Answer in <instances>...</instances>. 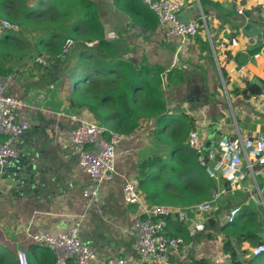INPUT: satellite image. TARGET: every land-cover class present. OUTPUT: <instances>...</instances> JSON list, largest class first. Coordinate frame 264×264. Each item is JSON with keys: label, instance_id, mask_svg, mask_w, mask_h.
Returning a JSON list of instances; mask_svg holds the SVG:
<instances>
[{"label": "crops", "instance_id": "0c3cea01", "mask_svg": "<svg viewBox=\"0 0 264 264\" xmlns=\"http://www.w3.org/2000/svg\"><path fill=\"white\" fill-rule=\"evenodd\" d=\"M91 1L96 5L102 34L108 44L104 45L106 50L102 52L94 37L85 38L87 34L81 35L84 38L76 37L74 41L80 40L78 43L82 47H94L97 50L95 54L83 50L81 54L83 57L86 55L83 60L85 63L92 61L93 64L100 53H106L104 64L123 61L152 67L163 84L167 113L185 114L186 117L180 120L183 127L191 124L204 145L210 142L212 146L219 137H233L237 132L242 136L264 135L263 44L257 42L255 35H249L256 28L264 31V22L260 17L264 0H199L210 27V39L204 31L199 33L208 39L206 50H200L195 37L182 41L180 37L170 34L166 27L158 24L155 13L141 0ZM47 3L50 0H1L0 5L7 9H3V16L0 15V34L4 29L13 33L12 30L18 28L23 33L45 31L47 27L39 22L40 19L36 18L38 28L31 27L28 21L45 10ZM25 4L29 10L21 13L20 8ZM239 6L242 7V14L237 13ZM179 13L186 19L198 18L197 0H184ZM16 16H19V21L15 19ZM3 20L15 28L4 27L1 23ZM40 25L44 26L39 29ZM77 28L84 32L88 27L78 23ZM13 35L15 39L1 43L21 40L15 33ZM74 43L67 51L70 54L76 47ZM38 53L36 51L31 56L34 62ZM64 55L62 49L59 54L52 51L50 55H40L47 59V65L41 66L32 63L24 66L22 62L26 56L19 51L4 55V68H10L7 75L16 73L8 79L9 93L22 98L28 105L18 113L16 121L39 128L36 133H32V138H38L46 126L49 148L61 153V159L68 168L65 171L68 179L59 194L33 198L9 192L11 171L0 170V245L11 254L16 264V254L20 250L27 253L30 264H52L51 251L33 242L31 233L39 229L62 233L79 223L81 239L100 257H123L128 264H154L139 259L129 235L130 225L137 215V206L127 204L122 197L125 178H132L137 183L138 163L142 154L147 151L151 153L161 144L149 132L153 120L144 121L140 118L141 126L133 132L119 131L125 138L115 148V174L98 185L95 199L84 198L82 190L90 177L78 167L69 134L79 119L94 116L85 106L71 105L70 98L74 96L77 102L78 93L82 92L81 85L76 86L84 76L81 75L84 74L81 67L90 71L91 68L81 62L77 68L78 81L72 87H66L64 81L67 79L61 80L60 76L66 59ZM221 68L226 72V80ZM111 105L109 102L105 104L106 107ZM212 124L216 125L213 136L208 131ZM19 142L23 143L17 137L14 146ZM185 143L188 146L187 139ZM21 147L26 155V147L23 144ZM185 153L179 152L175 156L193 163L194 182H189L181 193L174 190L177 192L175 207H189L202 202V182L197 184L195 153L189 146ZM213 180L215 186L210 189V193L218 194L220 211L217 214H196L194 218L206 223L208 217H216L219 225L215 230L207 229L195 237H189L186 223L169 218L166 221L167 230L173 235L183 236L186 242L184 246L170 252V263L194 264L196 261V264H231L229 254L223 249L225 234L221 232L220 226L227 222L229 209L239 206L240 211L243 210L238 220L241 226L237 228L241 237L235 234L228 236L231 244L235 240V246L232 245L236 259L242 264H264V252L257 256L251 252L256 245L264 244V205L260 202L253 181L248 179L240 185L242 189L231 192L223 179ZM256 182L264 190V178H257ZM168 190L169 187L152 201H160L165 192L169 193ZM141 192L148 204L169 202H150ZM240 211L234 220L241 214ZM33 244L38 246L33 247Z\"/></svg>", "mask_w": 264, "mask_h": 264}, {"label": "built area", "instance_id": "2783aa9c", "mask_svg": "<svg viewBox=\"0 0 264 264\" xmlns=\"http://www.w3.org/2000/svg\"><path fill=\"white\" fill-rule=\"evenodd\" d=\"M156 15L160 26L166 27L170 34L180 37L182 41L194 37L200 27L210 39L208 16L203 11L200 1L198 18L182 21L178 14L184 0H141ZM239 2L240 0H234ZM242 14V7L237 8ZM260 17L264 22V5ZM6 28L15 26L8 21H1ZM72 38H66L62 52L66 53L73 45ZM235 43V40H232ZM35 62L47 65V59L37 56ZM16 73L7 76L0 75V166L9 158L17 155L14 140L28 129L26 122L16 121L18 113L26 108L27 103L20 97L9 93L8 79ZM106 132L108 135L106 136ZM125 135L110 131L94 118H81L69 134V142L77 155V164L81 171L87 173L90 181L82 190V195L88 200L95 199L98 185L112 178L115 174L116 146ZM187 143L194 151L197 162L204 167L206 173L213 179H223L228 184V191L242 189L244 181H253L260 202L264 205V190L257 182V177L264 178V135L242 136L239 132L233 137L221 136L208 149L197 130L190 131ZM123 200L137 206V215L133 219L129 235L141 262L151 261L154 264H171L169 254L186 244L183 236L173 235L167 230V219L173 217L179 223H186L189 237L206 231V223L194 218L196 214H215L220 211L218 194L212 193L210 199L189 207H175L167 204H148L132 178H125L122 185ZM240 207L233 206L226 215V221L231 222L239 213ZM31 239L49 248L53 255V264H128L123 257L102 258L85 243L79 234V223L62 233H50L35 230ZM257 256L264 252V244L256 245L251 250ZM18 264H30L25 251L16 254Z\"/></svg>", "mask_w": 264, "mask_h": 264}, {"label": "trees", "instance_id": "16d2710c", "mask_svg": "<svg viewBox=\"0 0 264 264\" xmlns=\"http://www.w3.org/2000/svg\"><path fill=\"white\" fill-rule=\"evenodd\" d=\"M32 18H38L40 19L39 22L43 21L42 23L44 21L47 22V24L44 23L47 29L36 37L38 44L44 46L47 50L54 51L57 54L61 53L64 42L62 37L64 38L66 33L77 32L79 35L87 34L89 37H94L98 41L102 52L106 50L104 45L108 44V42L103 37L96 5L91 0H51L45 10ZM155 19L157 20L156 16ZM78 23L86 24L87 30L84 32L78 30ZM200 31H203L202 27H200L199 33ZM199 33L194 36L195 40L199 43L200 50H206L208 48V39ZM9 39H15V37L10 30L4 29L0 34V43ZM99 55L92 64L91 71L84 68V77L82 79L86 85L82 87L81 95L78 93L77 102H75L74 96L70 98L71 105L85 106L92 113L95 120L109 130L125 133L133 132L141 126L140 118H142L144 121L153 120L152 128L149 129V132L157 142L169 144L171 140L175 141L181 132H185L188 135L193 127L191 124L183 127V123L180 120L186 117L185 114L167 113L163 84L157 73H154L152 67L147 64H130L123 61H113V63L104 64L107 54L100 53ZM34 64L40 65L36 62ZM8 72H10V68H1L0 65V75H7ZM221 74L226 80V72L223 68H221ZM88 81L89 83H87ZM245 91L243 93L246 95ZM108 102L112 105L106 107L105 104ZM182 129L184 130L182 131ZM166 131L169 133L168 137L170 136L171 138L162 136ZM181 140L183 141L184 139ZM187 147L183 143L181 149L187 150ZM176 149L177 147H172L171 154L176 155V153L181 152L176 151ZM178 159L184 160L181 156ZM185 162L186 160L179 164L182 165ZM196 164L197 184H199V181L202 182L201 200L204 201L207 197L209 198L210 189L215 186V181L206 173L204 167L200 166L198 162ZM155 167H157V171H154ZM168 168L173 169V166L165 161L163 156L159 155L156 150L152 149L151 153L147 151L142 154L138 163L137 183L148 201L153 202V199L159 198L167 187L176 186L170 185V181L168 179L166 181L163 177V173ZM183 171L178 176L182 177L181 181L177 183L180 192H183L189 182H194L195 167L187 161V169ZM183 178H185V182ZM162 181L165 183L162 184ZM225 185L228 189L226 182ZM242 211L241 209V214L236 220L226 222L220 226L221 232L225 234L223 249L229 254L232 260L231 264H242L236 259L233 245L228 238L231 234L241 237L237 233V228L241 226L238 220L242 215ZM217 225H219L217 218L210 216L206 221V230H215ZM33 245V247L38 246ZM41 248L49 251L46 246ZM50 256L53 264L51 252ZM193 263L196 264L198 262L194 261ZM0 264H16L11 254L1 245Z\"/></svg>", "mask_w": 264, "mask_h": 264}, {"label": "water", "instance_id": "95a60500", "mask_svg": "<svg viewBox=\"0 0 264 264\" xmlns=\"http://www.w3.org/2000/svg\"><path fill=\"white\" fill-rule=\"evenodd\" d=\"M178 16L182 21L186 20V17L181 16L180 13ZM251 34L256 36L258 43L263 44L261 52L264 54V31L256 28L249 33V35ZM215 129V124L208 127L211 136L215 134ZM38 130L37 126L31 125L19 136L23 143L19 142L15 145L17 155L1 165L0 170L11 171L9 192L30 195L33 198H46L59 194L65 188L68 179L65 171H68V168L61 159V153H56L49 148L50 139L46 126L43 128V132L39 133L38 138L31 137L32 133H36ZM21 144L26 147V155L23 154ZM210 146L211 144L208 142L204 148L208 149ZM234 242L235 240L232 241V244L235 246Z\"/></svg>", "mask_w": 264, "mask_h": 264}, {"label": "rangeland", "instance_id": "374dc122", "mask_svg": "<svg viewBox=\"0 0 264 264\" xmlns=\"http://www.w3.org/2000/svg\"><path fill=\"white\" fill-rule=\"evenodd\" d=\"M27 4H25L22 8H20L21 13H23V11H27V9H28L27 7H29V6H27ZM37 6H39V4H37ZM3 9H7V8L3 7L2 4H1L0 5V15L1 16H3ZM15 14L17 15L16 11H15ZM15 19L17 21H19L20 18H19V16H16ZM15 19H14V21H15ZM37 22L38 21L36 19L30 18V20L28 21V24L31 27H33V28H38L39 25L37 24ZM42 22H40V23H42ZM44 23L47 24L46 21H44ZM43 26L44 25H42V26L40 25L39 29H41ZM12 31L21 40H19V42H14V43H9V42L0 43V65H1V68H4V66L6 65L5 63H3V58H4L5 54H10V53H13V52H18V51L20 53H24L25 56H26L25 60L22 62V64L24 66H27L30 63L34 64V61H33L34 58H32L31 56H33L36 51L39 52L38 53L39 56L40 55L46 56V55H50L51 54L52 51L47 50V48H45L44 46L38 44V42H37L36 37L38 35L42 34L44 32L43 30H39V31L32 32V33H31V31L30 32L28 31V33H26V32L23 33L18 28L16 30H12ZM68 37L72 38L73 40H75L76 37H79V38H84L85 37V38H87V37H89V35H84V37H82L81 35H78L77 33H68V34L66 33V35H64V38L62 37L63 41H65V39L68 38ZM59 41H61V40H59ZM78 42H81V41L80 40H76V42L74 43V45H76V47H75L74 52L72 54L66 52L65 55H64L66 57V59L64 61L63 70L60 71V76H61V80L67 79L66 81H64L66 87L67 86H69V87L71 86L72 87L73 83L75 81H78V79H79L78 78L79 72H77V68L80 66L81 62L82 63L84 62L83 60H84L85 56L83 57L82 56L83 54H81L83 52V50H89L90 53H94V54L97 53V50L94 47L84 48V47H82L83 45L81 46ZM85 66H90V68H92V61L86 62ZM84 68L81 67V69H84ZM75 71L77 73H75ZM81 75H84V74H81ZM78 84L81 85V89H82V87H84V85H86L83 82V79L80 80L78 83H76V86ZM81 93L82 92H80L79 95H81ZM184 129H182V131ZM189 133H190V131H189ZM189 133H188V135H189ZM168 135H169L168 131H166V132H164L162 134V136H164V137L171 138L170 136L168 137ZM188 135H187V133L185 134V132H181L180 135L177 137V139L175 141L171 140L169 144L161 143L160 145L157 146V149H155L157 151V153H159V154H161V156H163V159L165 161L169 162L173 166V169L168 168L163 173V177H164V179H166V181H167V179L170 181V185H176V186H170L169 187L170 190H168L169 193L165 192L163 194V198L160 201H155L153 203H163V201H169L168 203H165V204L174 205L175 198L177 197V192H174V190H179L180 191V189L178 188L177 183L180 182L181 179H182L181 176L178 177L179 173H183L184 172L183 170L187 169V161L189 163H191V162L189 160H186V162L184 164L180 165L179 163H182L185 160V158H183L184 159L183 161L179 160L178 157H176L174 154H171V151H172V147H177L176 151H178V152L181 151L182 153H185L186 150H182L181 147H182L183 143L186 145L185 141L188 138ZM181 139H184V140L182 141ZM191 164H193V163H191ZM157 170H158L157 167H155L154 171H157ZM257 178H260V177L258 176ZM184 179L185 178H183V180ZM163 183H165V182L162 181V184ZM209 194H210V196H209V198L207 197L208 199H210V197L212 195L211 193H209ZM207 198H206V200H208Z\"/></svg>", "mask_w": 264, "mask_h": 264}]
</instances>
